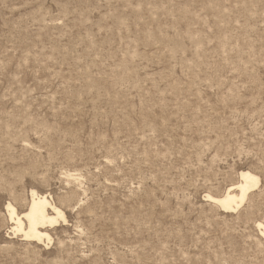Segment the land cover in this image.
Returning <instances> with one entry per match:
<instances>
[{
	"label": "rangeland",
	"instance_id": "374dc122",
	"mask_svg": "<svg viewBox=\"0 0 264 264\" xmlns=\"http://www.w3.org/2000/svg\"><path fill=\"white\" fill-rule=\"evenodd\" d=\"M31 188L49 241L10 230ZM257 222L264 0H0V264H264Z\"/></svg>",
	"mask_w": 264,
	"mask_h": 264
},
{
	"label": "bare ground",
	"instance_id": "6f19581e",
	"mask_svg": "<svg viewBox=\"0 0 264 264\" xmlns=\"http://www.w3.org/2000/svg\"><path fill=\"white\" fill-rule=\"evenodd\" d=\"M75 175L70 172L66 173V176L71 179H76ZM259 181V177L255 173L249 170H241L239 171V181L232 184L222 195L206 194L205 197L219 206L221 210L231 212L245 203L248 194ZM28 195L29 199L25 200L24 203L25 208L19 212L10 202L6 203L5 209L12 224L10 230L12 233L22 234L24 239H28L27 241L33 240L38 241V243L42 242L43 239L49 241L51 239L46 228L59 224V221H65L63 210L49 199L47 193H39L31 188ZM257 228L263 233L264 226L261 222H257Z\"/></svg>",
	"mask_w": 264,
	"mask_h": 264
}]
</instances>
